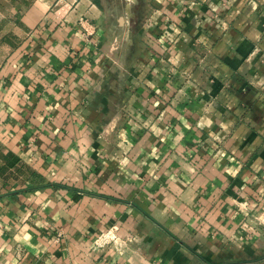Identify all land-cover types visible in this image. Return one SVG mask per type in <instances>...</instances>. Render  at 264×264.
<instances>
[{
  "label": "crops",
  "instance_id": "obj_1",
  "mask_svg": "<svg viewBox=\"0 0 264 264\" xmlns=\"http://www.w3.org/2000/svg\"><path fill=\"white\" fill-rule=\"evenodd\" d=\"M57 1L0 0V264H264V0Z\"/></svg>",
  "mask_w": 264,
  "mask_h": 264
},
{
  "label": "built area",
  "instance_id": "obj_2",
  "mask_svg": "<svg viewBox=\"0 0 264 264\" xmlns=\"http://www.w3.org/2000/svg\"><path fill=\"white\" fill-rule=\"evenodd\" d=\"M78 6L77 0H58L54 6V12L59 19L64 20L67 15L75 10ZM84 22V20H81ZM203 52L200 53L201 56ZM198 56V57H199ZM200 58V57H199ZM117 240V235L114 230L101 234L95 241V246L98 248H104L107 245L115 243Z\"/></svg>",
  "mask_w": 264,
  "mask_h": 264
},
{
  "label": "rangeland",
  "instance_id": "obj_3",
  "mask_svg": "<svg viewBox=\"0 0 264 264\" xmlns=\"http://www.w3.org/2000/svg\"><path fill=\"white\" fill-rule=\"evenodd\" d=\"M130 25L132 26V20H131V24Z\"/></svg>",
  "mask_w": 264,
  "mask_h": 264
},
{
  "label": "bare ground",
  "instance_id": "obj_4",
  "mask_svg": "<svg viewBox=\"0 0 264 264\" xmlns=\"http://www.w3.org/2000/svg\"><path fill=\"white\" fill-rule=\"evenodd\" d=\"M132 2V1H131Z\"/></svg>",
  "mask_w": 264,
  "mask_h": 264
}]
</instances>
